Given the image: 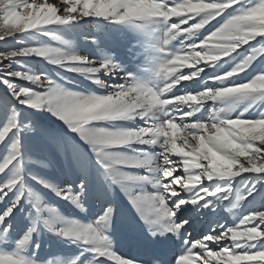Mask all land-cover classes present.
Listing matches in <instances>:
<instances>
[{"label": "snow or ice", "instance_id": "6c2138e0", "mask_svg": "<svg viewBox=\"0 0 264 264\" xmlns=\"http://www.w3.org/2000/svg\"><path fill=\"white\" fill-rule=\"evenodd\" d=\"M0 42V264H264V0H0Z\"/></svg>", "mask_w": 264, "mask_h": 264}, {"label": "rangeland", "instance_id": "374dc122", "mask_svg": "<svg viewBox=\"0 0 264 264\" xmlns=\"http://www.w3.org/2000/svg\"><path fill=\"white\" fill-rule=\"evenodd\" d=\"M91 31H95V29H90ZM65 38H69V37H65ZM76 46L79 50L81 51H89V46L85 45L84 42L82 41V39L80 38H74ZM12 41L8 40L6 42V44L8 46L12 45ZM0 50H8V48L5 46V42H0ZM42 123H48L47 121H42ZM58 125L61 124L62 122L57 121L56 122ZM66 131V129H64ZM55 154V153H53ZM43 174H49V170H41ZM36 190L41 192V195H43L45 197V199L51 203L54 207H56L58 210H60L62 212V214L65 215H71L74 218L80 219L81 222L83 223H87L88 222V218L86 217L85 214L83 213H79L78 210H73L66 202H62L60 201L59 198H56L53 194H51L50 192H48L47 190L42 189L40 186H36ZM117 193H118V199L122 202V204L124 206H128V200L127 197L120 192L119 188L116 189ZM87 219V220H86ZM238 222V221H237ZM115 243V242H114ZM115 246V244H114ZM65 255H70L71 253L68 251H65L64 253ZM46 258H50V257H46Z\"/></svg>", "mask_w": 264, "mask_h": 264}, {"label": "bare ground", "instance_id": "6f19581e", "mask_svg": "<svg viewBox=\"0 0 264 264\" xmlns=\"http://www.w3.org/2000/svg\"><path fill=\"white\" fill-rule=\"evenodd\" d=\"M85 52V51H84ZM87 52V51H86ZM147 192H151L152 191V188L151 186H148V188L146 189ZM88 218V217H87ZM87 220V219H86ZM115 244V243H114Z\"/></svg>", "mask_w": 264, "mask_h": 264}]
</instances>
